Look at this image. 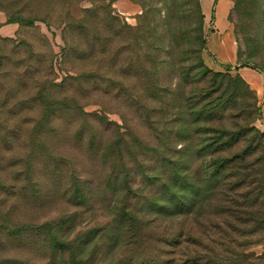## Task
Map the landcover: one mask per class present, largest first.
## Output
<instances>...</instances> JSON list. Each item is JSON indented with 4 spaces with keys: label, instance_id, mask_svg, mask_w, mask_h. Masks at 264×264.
Masks as SVG:
<instances>
[{
    "label": "rangeland",
    "instance_id": "obj_1",
    "mask_svg": "<svg viewBox=\"0 0 264 264\" xmlns=\"http://www.w3.org/2000/svg\"><path fill=\"white\" fill-rule=\"evenodd\" d=\"M198 1L201 16L187 0H0V264L48 257L10 230L66 217L56 236L73 240L74 252L52 243L54 264L74 254L109 264L135 247L137 260L154 257V239H122L109 252V231L124 207L161 231L183 222L167 203L182 197L183 174H202L206 126L192 117L205 84L199 57L245 81L264 132V0ZM138 141L158 153L135 149ZM89 177L93 194L81 207L75 190Z\"/></svg>",
    "mask_w": 264,
    "mask_h": 264
},
{
    "label": "trees",
    "instance_id": "obj_2",
    "mask_svg": "<svg viewBox=\"0 0 264 264\" xmlns=\"http://www.w3.org/2000/svg\"><path fill=\"white\" fill-rule=\"evenodd\" d=\"M187 2L193 8L192 13L201 16L199 1ZM199 32L200 29L196 32V39L190 38L194 44L199 41ZM202 44L203 41H200L198 53ZM196 68L198 78L205 83L202 92L194 98L197 101L195 106H192L193 123L201 122L206 126L204 133L207 141L201 150L205 157L200 165L202 174L198 170L194 181L196 184L192 182L194 178L183 174V185L179 188L182 197L172 193L173 197L167 203L180 212L183 222L178 230L161 231L159 226H151L150 219L136 216L125 207L122 208L117 227L112 225L109 231L112 237L107 243L108 251L114 252L118 241L120 243L122 239L131 246H135L137 240L146 243L154 239L157 245L155 255L147 262L137 260L135 247L130 249L132 255L129 258L115 259L109 264H177L178 258V264H264V132L253 125L255 94L238 74L231 76L229 71L224 74L212 72L204 66L200 57ZM156 86L158 91V82ZM217 93H220L219 97L215 96ZM189 100L192 98L189 97ZM134 146L135 149L158 153L156 148L145 146L140 141ZM191 163L193 166L194 160ZM189 170L190 167L186 166L185 172ZM193 170L192 177L195 174ZM186 178L190 180L188 183ZM123 180L127 192L132 193L128 171H124ZM92 183L89 177V180L82 179L78 184L74 200L79 206L84 207L86 202L89 203L93 194ZM188 218L191 224L186 225ZM72 220L66 217L57 223L27 224L13 228L10 232L24 240L28 236L29 243L25 249L37 247L46 250L49 256L45 257L44 254L43 260L39 258L36 264H54L57 254L54 256L56 250L50 253L52 243L59 251L63 250L62 253L66 249L74 252L73 240L58 239L56 236ZM120 227L122 231L118 234ZM30 233H37L39 239L33 243ZM88 243L90 237L84 245ZM257 247L261 250H255ZM142 252H145V246ZM82 258L74 254L69 263L86 264L87 260ZM6 261L8 264H31L34 258L24 256L20 260L12 258Z\"/></svg>",
    "mask_w": 264,
    "mask_h": 264
},
{
    "label": "crops",
    "instance_id": "obj_3",
    "mask_svg": "<svg viewBox=\"0 0 264 264\" xmlns=\"http://www.w3.org/2000/svg\"><path fill=\"white\" fill-rule=\"evenodd\" d=\"M248 79L255 80V76H253L252 74H248ZM248 79H245V80L249 82L250 80Z\"/></svg>",
    "mask_w": 264,
    "mask_h": 264
}]
</instances>
